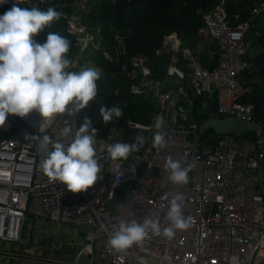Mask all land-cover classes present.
I'll return each mask as SVG.
<instances>
[{"label":"built area","instance_id":"obj_1","mask_svg":"<svg viewBox=\"0 0 264 264\" xmlns=\"http://www.w3.org/2000/svg\"><path fill=\"white\" fill-rule=\"evenodd\" d=\"M45 1L29 0L40 9ZM96 1L74 0L77 16H68L70 32L81 40L70 71L79 64L86 48H100L94 31L81 21V14ZM13 2L4 4L12 6ZM259 12L255 9L252 13ZM203 19V28L219 54L217 65L211 70L204 68L192 48L183 45L175 33L169 34L160 51L170 56L165 78L176 75L182 85L160 93L165 79L152 83L147 58L133 57L128 75L138 73L142 80L130 90L133 94L152 93L159 109L148 124L127 120L106 134L96 128L102 179L85 192L73 194L64 185L49 182L39 168L43 157L37 153L36 142L26 138L43 134L54 137L69 123L75 131L78 114L70 121L58 119L42 133L35 112L24 118L7 117L0 126V243L26 246L30 258L12 261L0 256V264H264V121L256 122L255 106L248 99L253 88L242 80L253 70L247 59L252 48L246 40L250 25L247 21L231 25L224 0ZM194 96L210 98L217 117L258 124L255 138L225 134L218 135L215 145H202L192 115ZM161 116L167 141L162 149L152 146L155 122ZM137 135L145 140L138 152L126 161L110 159L108 144L133 143ZM168 156L186 157L188 163H194L188 184L175 185L167 179L164 164ZM175 193L183 196V215L191 224L189 229L177 230L170 240L150 235L142 245H133L123 253L108 246L112 225L120 220L143 222L157 212L161 229L167 227L168 204ZM36 220L80 231L81 246L70 263L49 256L40 258L43 248L29 241L39 234ZM65 244L71 245L51 240V249H63Z\"/></svg>","mask_w":264,"mask_h":264},{"label":"clouds","instance_id":"obj_2","mask_svg":"<svg viewBox=\"0 0 264 264\" xmlns=\"http://www.w3.org/2000/svg\"><path fill=\"white\" fill-rule=\"evenodd\" d=\"M7 0H0V4ZM24 0H14L12 7L0 15V126L9 115L21 118L35 112L40 117L39 131L51 128L58 119L70 121L98 95L102 70L84 66L80 71H70L68 58L70 41L59 32H50L43 44L33 37L52 22L60 19L61 12L54 7L46 11L39 7H20ZM99 116L107 124L123 116L119 106L100 107ZM163 117L155 122L157 131L152 137L154 148L167 145ZM97 129L93 119L85 116L73 131L71 123L59 128L55 136L47 134L26 137L36 142V150L43 157L39 168L49 182H58L73 193H82L102 179V165L96 151ZM144 137L137 135L135 142H115L106 146L112 161H126L144 145ZM194 163L186 157L166 158L164 168L167 179L175 185L189 183L188 173ZM183 196L171 194L166 218L167 227L160 226L159 215L143 222L120 220L112 225L107 241L117 253H123L133 245L140 246L150 235L172 239L177 230L191 227L183 215Z\"/></svg>","mask_w":264,"mask_h":264},{"label":"trees","instance_id":"obj_3","mask_svg":"<svg viewBox=\"0 0 264 264\" xmlns=\"http://www.w3.org/2000/svg\"><path fill=\"white\" fill-rule=\"evenodd\" d=\"M222 0H98L92 3L87 13L81 14L82 23L92 29L99 39L98 50L88 47L79 60V68L95 66L102 70L98 84V95L95 100L78 113V126L85 116L93 119V126L102 134H106L112 126H123L127 120L148 124L158 111V103L152 93L133 94L131 86L142 80V75H128L132 70L131 60L137 55L147 58L151 69L149 80L152 83L165 79L170 56L162 50L164 38L175 33L182 42L191 45L192 39L204 26L203 16ZM228 19L231 25L238 22H249L246 40L251 47L260 51L247 59L253 70L242 77L250 84L253 93L248 97L255 106L256 122L264 121V26L259 23L258 16L264 12V0H224ZM43 6L41 10L46 11ZM260 9L254 15L252 12ZM67 17L52 22L33 39L40 44L46 41L50 32H59L70 41L68 58L73 63L79 53L76 36L69 30ZM187 45V46H188ZM106 55L108 57H106ZM219 60L214 45L213 54L201 57L204 68L213 69ZM90 61V62H89ZM91 63V64H90ZM124 66V69H123ZM192 115L198 124V136L202 145H215L218 140L212 130L201 133L199 128L206 119L201 114L204 102L211 103L205 96H194ZM119 105L123 116L105 124L99 116L100 107L110 108ZM236 138H255L249 133Z\"/></svg>","mask_w":264,"mask_h":264},{"label":"rangeland","instance_id":"obj_4","mask_svg":"<svg viewBox=\"0 0 264 264\" xmlns=\"http://www.w3.org/2000/svg\"><path fill=\"white\" fill-rule=\"evenodd\" d=\"M259 23L264 26V12L258 16ZM95 34V33H94ZM97 41L99 39L96 37ZM183 45L187 46L188 44L183 41ZM76 67H73L71 71H80L78 64H75ZM36 230L39 233L37 238L34 240L31 238L29 241L31 244L37 243V245L42 249L40 253L41 257L49 256L55 260H61L63 262L70 263L75 256V252L78 247L81 246V233L78 229L65 226H57L56 224L49 223L43 220H36L35 222ZM34 240V241H33ZM51 240H61L71 245L64 246L62 249H51ZM0 242L1 237H0ZM7 246V247H6ZM50 247V249H49ZM27 249L26 246L18 248L16 243L9 242V244L4 245L0 243V256L8 257L12 261H17L19 259L30 258L27 252L24 250ZM36 264H48L47 262H37Z\"/></svg>","mask_w":264,"mask_h":264},{"label":"water","instance_id":"obj_5","mask_svg":"<svg viewBox=\"0 0 264 264\" xmlns=\"http://www.w3.org/2000/svg\"><path fill=\"white\" fill-rule=\"evenodd\" d=\"M78 43L80 44L81 40ZM181 85L182 80L176 75L167 76L160 84V93L175 91ZM201 114L206 117L199 128L201 133L212 130L216 135L232 134L241 136L259 130V125L256 123L241 121L231 116L217 117L213 105L207 102L202 104Z\"/></svg>","mask_w":264,"mask_h":264},{"label":"crops","instance_id":"obj_6","mask_svg":"<svg viewBox=\"0 0 264 264\" xmlns=\"http://www.w3.org/2000/svg\"><path fill=\"white\" fill-rule=\"evenodd\" d=\"M19 6L32 7L33 5L31 2H29V0H25L24 3ZM44 6L47 8L54 7L56 11L64 13L70 17L77 16V6L74 0H46L44 2ZM11 7L12 6L7 4H0V15H3ZM214 45L215 44H213V42H211V40L208 38L204 28H202V30H200V32L192 39L191 45L188 46L192 48L196 55L201 59L203 56L210 57L213 54ZM259 51L260 48L252 47L250 50V56L256 54ZM13 264L15 263L13 262Z\"/></svg>","mask_w":264,"mask_h":264},{"label":"bare ground","instance_id":"obj_7","mask_svg":"<svg viewBox=\"0 0 264 264\" xmlns=\"http://www.w3.org/2000/svg\"><path fill=\"white\" fill-rule=\"evenodd\" d=\"M10 233L12 234L13 232L11 231ZM0 234H1V232H0Z\"/></svg>","mask_w":264,"mask_h":264}]
</instances>
